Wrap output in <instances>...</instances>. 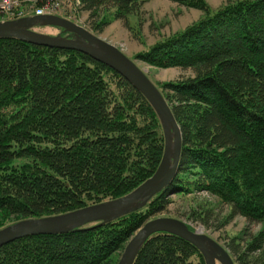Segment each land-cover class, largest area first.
<instances>
[{"label":"trees","instance_id":"16d2710c","mask_svg":"<svg viewBox=\"0 0 264 264\" xmlns=\"http://www.w3.org/2000/svg\"><path fill=\"white\" fill-rule=\"evenodd\" d=\"M149 1L80 0L79 10L95 35L112 20L127 26ZM169 1L204 17L129 59L192 72L153 84L182 136L172 182L110 222L4 245L0 264H117L132 235L172 196L202 191L229 206L216 229L236 216L261 225L243 248L232 240L227 250L234 264H264L261 255L249 262L264 247V0H227L214 12L204 0ZM106 12L110 20L100 19ZM163 151L154 109L117 72L76 51L0 39V230L123 197L155 173ZM212 214L192 218L207 225ZM133 264L204 260L183 239L156 233Z\"/></svg>","mask_w":264,"mask_h":264},{"label":"water","instance_id":"95a60500","mask_svg":"<svg viewBox=\"0 0 264 264\" xmlns=\"http://www.w3.org/2000/svg\"><path fill=\"white\" fill-rule=\"evenodd\" d=\"M53 27L62 36L44 35L32 29ZM13 38L48 48L76 51L109 67L126 79L154 109L164 136V151L155 173L130 193L115 200L84 207L69 213L41 219L19 221L0 230V248L18 239L34 235L64 234L87 224L107 223L141 209L151 198L166 188L178 172L182 136L170 106L148 79L145 72L115 45L95 36L86 28L56 15L29 16L0 22V39ZM156 233L174 235L193 245L204 264H234L228 251L212 238L190 231L181 221L156 218L142 225L126 243L117 264H133L150 236Z\"/></svg>","mask_w":264,"mask_h":264},{"label":"rangeland","instance_id":"374dc122","mask_svg":"<svg viewBox=\"0 0 264 264\" xmlns=\"http://www.w3.org/2000/svg\"><path fill=\"white\" fill-rule=\"evenodd\" d=\"M204 1L211 9L210 11L214 12L221 8L227 0ZM43 4L44 2L42 4L38 2L33 6L31 4L21 3L20 11L17 12L22 11L23 14L33 13L34 10L32 8H36L39 5L42 6ZM53 15L66 18L91 31L88 24V14L79 10L75 0L65 1L64 4H61V6L55 10ZM105 15L107 20H110V16L107 12L100 15V19ZM15 16H18V13L0 17V21L10 20ZM203 17L204 13L198 9L184 7L169 0H151L141 6V11L138 15L128 17L127 26L122 21L112 20L101 33L95 35L115 45L128 58L134 59L137 53L147 49L161 38L182 31L189 25L198 22ZM33 29L41 34L50 36H55L61 31L53 27H36ZM133 62L138 68L145 72L148 79L153 84L175 81L179 78H187L192 75L190 70L184 71L174 68L159 69L140 61L133 60ZM199 210H211V212H213V218L207 225L202 224L200 221L194 222L192 213ZM229 212V206L221 203L218 197L206 191H202L192 192L187 195L172 196L167 209L157 215L156 218L164 217L177 219L186 226H190L194 231L212 238L226 250L228 249L227 244H230L232 240H236L241 248H243L249 236L256 233L261 228V225L247 222L244 218L236 216L232 218L226 226L216 229L222 220L227 217ZM260 255L262 259H264V247L260 252L250 256L249 262L255 263L253 258H257Z\"/></svg>","mask_w":264,"mask_h":264},{"label":"built area","instance_id":"2783aa9c","mask_svg":"<svg viewBox=\"0 0 264 264\" xmlns=\"http://www.w3.org/2000/svg\"><path fill=\"white\" fill-rule=\"evenodd\" d=\"M67 0H0V17H3L8 14H16L18 13L17 18L24 17L26 15H37V16H43V15H53L55 10L61 6V4H64ZM40 2L44 4L42 6H38L36 8H32L34 10L33 13L29 14H23L20 11L21 3H27L28 5L35 6L36 3ZM76 6L80 8V0H75ZM200 233V232H199Z\"/></svg>","mask_w":264,"mask_h":264},{"label":"flooded vegetation","instance_id":"af4514ba","mask_svg":"<svg viewBox=\"0 0 264 264\" xmlns=\"http://www.w3.org/2000/svg\"><path fill=\"white\" fill-rule=\"evenodd\" d=\"M33 31H35V32H38V31H36V30H34V29H32ZM61 32V31H60ZM64 35H67V34H64Z\"/></svg>","mask_w":264,"mask_h":264}]
</instances>
